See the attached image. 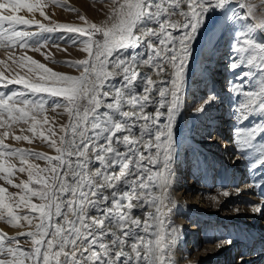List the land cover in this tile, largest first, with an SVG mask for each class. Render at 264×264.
I'll return each instance as SVG.
<instances>
[{"label": "snow or ice", "instance_id": "obj_1", "mask_svg": "<svg viewBox=\"0 0 264 264\" xmlns=\"http://www.w3.org/2000/svg\"><path fill=\"white\" fill-rule=\"evenodd\" d=\"M229 3L112 0L101 24L80 15L83 24L77 25L53 21L45 0H0V47L34 50L55 63L41 51L46 41L34 38L60 31L82 37L81 50L87 54L82 60L65 61L80 70L79 76L54 71L26 52L8 57L26 69V75L16 72L8 78L0 72L4 88L23 86V91L0 92V128L7 129L0 133V179L20 189L10 192L0 185V220L30 229L16 236L0 230V264H176L173 250L182 229L172 222L175 205L168 191L174 125L183 107L186 70L198 31L210 10L232 11L225 8ZM238 7L246 9V15L237 18L252 22L234 34L230 68L247 66L242 79L255 70L256 82L251 90L233 85L231 91L242 97L237 111L243 120L258 115L264 121V41L256 38L258 31L264 33V12L250 3ZM31 27L37 31L28 30ZM71 42L75 45L77 39ZM0 64L7 67L5 61ZM49 98H61L53 100V110L63 108L69 116L59 133L44 115ZM197 111L203 112V105ZM20 123L29 125L33 136L17 135L16 141L31 143L39 137L57 155L6 144L10 130ZM257 130L264 138L262 123L238 140L241 150ZM12 158L22 166L17 168ZM32 159L44 160L46 166ZM258 164L264 166V154ZM16 172H26L28 179L14 183ZM21 209L27 211L20 215ZM251 211L261 213L262 208L253 206ZM19 237H25L30 248L21 247Z\"/></svg>", "mask_w": 264, "mask_h": 264}, {"label": "rangeland", "instance_id": "obj_2", "mask_svg": "<svg viewBox=\"0 0 264 264\" xmlns=\"http://www.w3.org/2000/svg\"><path fill=\"white\" fill-rule=\"evenodd\" d=\"M242 1L246 4L256 5L258 12H264V0ZM45 2V11L51 16L53 21L77 25L83 24L79 20L80 15L85 16L91 22L101 24L108 18L113 7L112 0H59V2L45 0ZM230 8L232 11H229L228 17L223 19V21L222 18L227 11L223 12L222 10V12H217L210 16L198 31L200 38L202 37L201 39L199 38L200 41L211 39V45L208 50V59H210L211 65L209 70L196 77L195 84L197 82L200 83L199 81H201V84L191 91V99H188L191 102L190 111L199 115L201 121L198 122L199 124L195 127L196 130H194L195 134L198 130L197 134H199V137L194 141L198 145L193 144L185 153L183 159L184 167L181 168L179 177L183 186L184 184L186 185L184 190L186 203L194 210L192 215L199 217V222L196 224L191 221V218L184 217L186 224H188V235L183 245L184 260L187 264L198 261L200 263L207 257H212V255L217 257L215 264H221V262L222 264H264V166H261L259 172L257 170L253 171L249 165L243 166L239 155L241 149L237 151L233 138L228 140L220 134L218 136L221 127H228V124H226L228 110L223 108L220 112V118H217L219 119L217 123H220L219 127L216 123L210 124V120L204 116L205 111L209 108V103L205 104V101H210V98L214 96L215 98L228 99L230 93H232V81L234 85H244V91L251 90L256 82L255 70L242 79L243 74L249 72L247 66L237 67L235 70L230 68L235 56L232 48L235 43L234 34L243 24L252 22L250 18L248 20L237 18L245 16V11L242 12L234 6ZM233 12L237 14L236 17L233 16ZM20 14L25 15L27 18H32L26 12H21ZM36 18L42 19L38 13ZM221 21L223 23L222 27H220ZM18 27L23 29L28 26ZM28 30L37 31L35 27L28 28ZM74 38L77 39V44L75 45L71 42ZM256 38L259 41H264V33L258 31ZM34 39L41 43L46 41V47L42 48L41 51L49 53L56 61L55 63L34 50H24L19 47L15 49L0 47V60L7 63V67L4 64H0V72H3L8 78H11L16 72L26 75V69H19L13 64L12 60L8 59L10 54L15 59L26 52L27 55L46 64L54 71L73 76L80 75V70L69 66L65 61H76L86 58L87 54L81 50L82 45L79 43V40L83 39L82 37H78L75 33L57 31L55 33H44ZM55 45H59V47ZM12 90L23 91V86L12 84L8 88H4L0 85V92L8 94ZM54 99L59 100L61 98H49L46 105L47 111L44 115L48 117L50 125L59 133L60 126L68 124L69 116L63 108L53 110L52 102ZM202 105L204 111H197ZM39 118L42 120L43 116ZM48 126L45 125L44 130ZM28 127L29 125L23 123L14 125L10 130V136L5 139V143L12 148L44 152L52 156L57 155L55 150L50 148L39 137H33L31 143L14 139L17 135L33 136L28 131ZM240 129L242 128H238L237 132ZM5 130L7 129L0 128V133ZM251 131L236 133L237 139L246 138ZM249 146L252 152L262 157L259 153L264 151V138L259 135L258 131L255 138L249 141ZM10 162L15 164L17 168L22 166L18 158H12ZM30 162L41 167L46 166V161L44 160L32 159ZM236 175H239V178ZM207 178L210 180L209 183L205 181ZM12 179L14 183L26 181L28 179L27 173L16 172ZM0 185L6 187L10 192L20 191V189L7 184L3 179H0ZM225 191L229 193L228 196L222 195ZM35 202L38 203L39 201ZM253 206H260L262 212L253 213L251 211ZM26 211L27 209L18 210V214L23 215ZM0 230L8 233L9 236H16L18 232L30 229L26 225L23 228L9 225L5 219L0 220ZM248 237H252V239L247 242ZM19 239L21 247L30 248V243L26 242L25 237H19ZM229 240H231L230 244L227 243Z\"/></svg>", "mask_w": 264, "mask_h": 264}, {"label": "bare ground", "instance_id": "obj_3", "mask_svg": "<svg viewBox=\"0 0 264 264\" xmlns=\"http://www.w3.org/2000/svg\"><path fill=\"white\" fill-rule=\"evenodd\" d=\"M241 3H243L242 0H230V3L227 4L225 8L229 9L230 7L233 8L234 6V7H237L242 12L243 11L246 12V10H243L238 7V5ZM217 12H222V10L221 9H215L214 11L210 10L207 14L205 21H207L210 16L214 15ZM223 12H225V10H223ZM228 15H229V11L224 13L222 21L223 19L227 18ZM205 21H204V24L206 23ZM222 21L220 23V27H222L223 25ZM199 38L200 36L199 34H197V38L192 45V54L189 59L188 67L186 70V73H187L186 83H185V87L183 90V107L181 109L180 114L177 116L176 122L174 125V137L176 140V144H175V153H174V163L172 166V181H171V186L168 191H169L171 200L173 204L175 205V207L173 208L170 214L172 222L176 227L182 229V231L180 232L179 240L173 250V259L176 261V264H187L184 260L183 245L185 244V239H186V236L188 235V226H187L188 224H186L187 222L185 221L184 217L187 216L191 218V221H193V223L195 224L199 222V217L197 216L194 217V215H192V212L194 210H192V208L189 207V204L186 203V198H184V190L186 189L185 188L186 185L184 184L183 186L182 181H180V178H179L180 173H181V168L184 167L183 159H184L185 153H187L188 148H191L193 144L198 145L197 142L196 143L194 142L195 139L199 137V134H197L198 130L196 134L194 130H196L195 127L197 124H199L198 122L201 121V118H199V115L190 111L191 102L188 99H191V96H192L191 91L195 90V88H197L201 84V81H199L200 83L197 82L195 84L196 77L199 74L209 70L210 65H211L210 59H208V50H209V46L211 45V39L206 40V41H204L205 40L204 39L200 41ZM144 70L150 71V69H144ZM211 71H214V70H211ZM231 84L234 85L233 81L231 82ZM238 86H241V84ZM242 88L244 90L245 88L244 85H242ZM213 98L214 99H211L209 101V108L207 109V111H205L204 116L210 120L209 122L210 124L216 123L218 124V127H219L220 123H217L219 120L217 118H220L219 117L221 114L220 112L223 110V108L228 110L227 112L228 114L226 117L227 118L226 124H228V127L227 128L221 127L219 129L220 133H218V136L220 134L222 137H225L228 140L233 138V140L235 141V145H236L235 148L239 151V149H241V144L238 143L236 133H240V132L246 133L248 131L253 130V127H256L258 129L261 126V124L264 123V121H262L258 115H252L250 116L248 120H243L237 111L238 105L240 101L242 100V97L234 92L230 93V96L228 99H222L220 97L215 98V96ZM213 117L215 119L212 120L211 118ZM238 128H242V129H240L237 132ZM259 135H261L260 132H259ZM250 146L248 144V146L245 147L243 151L240 150L242 152L239 151L240 157L242 156L241 159L240 158L239 159L241 162H243V166L249 165L250 168L253 169V171L257 170V172H259L261 170V166H259L258 161H259V158H261V156L252 152L251 147L253 146L251 147ZM257 152L259 153V151ZM259 154L261 155L264 154V151L262 152L260 151ZM236 177L239 178V175H236ZM205 181L208 183L210 182L209 178H207ZM185 211H187V213H185ZM141 218L143 219V216H141ZM250 239H252V237L250 238L248 237L247 242ZM216 259L217 257H215V255H212V257H207L204 261L200 263L198 261L196 263L193 262L192 264H215Z\"/></svg>", "mask_w": 264, "mask_h": 264}]
</instances>
